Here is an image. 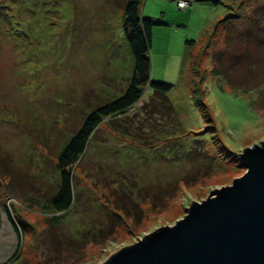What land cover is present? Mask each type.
I'll return each mask as SVG.
<instances>
[{"label":"rangeland","instance_id":"rangeland-1","mask_svg":"<svg viewBox=\"0 0 264 264\" xmlns=\"http://www.w3.org/2000/svg\"><path fill=\"white\" fill-rule=\"evenodd\" d=\"M22 1L0 0V167L10 171L0 172V264L17 251L7 264H102L246 172L236 166L240 152L264 138V0H186L185 8L142 0L141 15L155 22L150 80L171 84L174 112L146 90L106 118L78 164L74 206L51 224L53 212L41 205L56 189L61 146L86 113L122 94L134 60L125 0ZM234 13L241 17L219 22ZM249 43L248 57L237 53ZM199 57L202 82L192 70ZM231 64L233 78L220 72ZM196 82L212 123L196 103ZM195 138L218 166L208 175L197 172L209 161ZM156 186L167 197L143 189ZM122 205L128 216L120 221L112 211ZM7 213L23 230L20 242Z\"/></svg>","mask_w":264,"mask_h":264},{"label":"water","instance_id":"water-1","mask_svg":"<svg viewBox=\"0 0 264 264\" xmlns=\"http://www.w3.org/2000/svg\"><path fill=\"white\" fill-rule=\"evenodd\" d=\"M240 159L244 174L102 264H264V138Z\"/></svg>","mask_w":264,"mask_h":264},{"label":"trees","instance_id":"trees-1","mask_svg":"<svg viewBox=\"0 0 264 264\" xmlns=\"http://www.w3.org/2000/svg\"><path fill=\"white\" fill-rule=\"evenodd\" d=\"M24 1L25 0H23L22 3ZM202 1H208L213 4H217L220 2V0ZM141 3L142 0H125L122 4L123 27L127 36L128 46L134 60L133 74L129 79L126 87L124 88L120 96L105 101L103 102V104L98 105L97 107L86 113V116L84 117L80 127L70 136L68 141L61 146L57 154L56 167L59 172L56 189L54 190L53 194L49 196L47 206L41 205L42 209H49V211L53 212V215L48 217L51 224L58 225L61 221H63V219L66 217V214L70 212V210L74 206L76 197L74 179L77 177L76 170L78 164L85 155L88 146L92 142V136L94 135L96 129L106 118L118 113L120 114L126 112L128 109L133 107L136 103H138V101L142 99L146 90H150L151 93L155 94L156 97L160 99V103L162 104V106L166 107L168 112H174V106L167 97V91L170 89L171 84L166 83L164 81L150 80V57L148 52L151 42L152 27L155 22L150 18L143 17L141 15ZM240 17V14L234 13L227 15L224 19L220 20L219 22L228 23L234 19H239ZM247 36H249V38L251 39L248 33ZM187 42L192 43L193 41ZM249 47L250 43L244 45L242 49H238L237 53L248 57L250 51ZM187 55L189 58L191 57V54L190 56L189 53ZM199 60L200 57L198 60H196L195 58L194 61L196 62V64L194 65L192 70L195 75L199 76L198 82H202L204 80L205 75L199 70ZM232 67L233 64L220 66V72H223L224 75L233 78L234 72L232 73ZM198 82H196L193 88V94L196 99V103L197 105H200L202 107V112L205 117V120L212 123L213 120L209 113L208 106L202 101L203 90ZM212 128L213 127H208L205 130H211ZM194 141H197L198 144L201 143L202 149L200 148L199 151H201L204 156H207L209 161V164H206L204 162V165L199 164L197 172H199V170H201L202 168H206V175H208L210 172H214L215 168H217L218 166L214 164L213 157L209 154V152L205 149V146L202 144V139L195 138ZM0 172H6L8 174L10 171L5 165L3 168L0 167ZM197 175L198 173L194 177H192V179L196 180ZM188 178L189 177L186 176L183 177L182 180L187 183ZM143 189L145 193H147L148 195H152L153 198H157L160 193L164 194L167 197L170 192L169 189L163 186H156L155 191H153L154 189H152L151 187H145ZM166 199L167 198H164V201H166ZM10 205L14 206L11 200L8 203V206ZM117 207L112 211V214L114 213L116 218L121 221L122 217L120 216V213H122L124 216H128V212L125 208H123V205L121 207ZM7 215L10 224L17 236V239H19L20 242L22 239L23 230L19 225H17L15 219L12 218L11 213H7ZM134 215L137 221L141 220V214L136 213ZM22 220L28 223L25 219ZM26 226L29 225L26 224ZM46 230L53 232L54 228L50 227L46 228ZM109 233H112V230ZM17 253L18 251L15 253V255ZM15 255L12 256L10 260H8V262L11 261L15 257ZM8 262L3 264H7Z\"/></svg>","mask_w":264,"mask_h":264},{"label":"built area","instance_id":"built-area-1","mask_svg":"<svg viewBox=\"0 0 264 264\" xmlns=\"http://www.w3.org/2000/svg\"><path fill=\"white\" fill-rule=\"evenodd\" d=\"M187 5H188V2L186 0H178L179 7H185Z\"/></svg>","mask_w":264,"mask_h":264}]
</instances>
